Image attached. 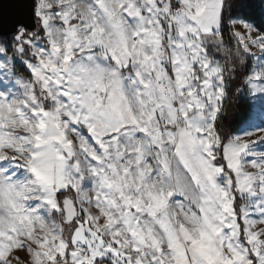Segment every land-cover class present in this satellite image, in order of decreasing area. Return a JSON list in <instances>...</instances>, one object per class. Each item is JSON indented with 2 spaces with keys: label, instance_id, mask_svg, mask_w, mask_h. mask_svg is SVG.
I'll return each mask as SVG.
<instances>
[{
  "label": "snow or ice",
  "instance_id": "1",
  "mask_svg": "<svg viewBox=\"0 0 264 264\" xmlns=\"http://www.w3.org/2000/svg\"><path fill=\"white\" fill-rule=\"evenodd\" d=\"M0 264H264V0H0Z\"/></svg>",
  "mask_w": 264,
  "mask_h": 264
},
{
  "label": "water",
  "instance_id": "2",
  "mask_svg": "<svg viewBox=\"0 0 264 264\" xmlns=\"http://www.w3.org/2000/svg\"><path fill=\"white\" fill-rule=\"evenodd\" d=\"M5 7H7V5H5Z\"/></svg>",
  "mask_w": 264,
  "mask_h": 264
}]
</instances>
